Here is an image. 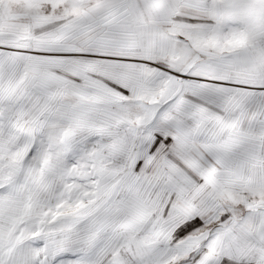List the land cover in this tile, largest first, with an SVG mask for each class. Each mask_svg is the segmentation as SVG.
<instances>
[{
    "label": "snow or ice",
    "instance_id": "1",
    "mask_svg": "<svg viewBox=\"0 0 264 264\" xmlns=\"http://www.w3.org/2000/svg\"><path fill=\"white\" fill-rule=\"evenodd\" d=\"M0 264H264V0H0Z\"/></svg>",
    "mask_w": 264,
    "mask_h": 264
}]
</instances>
